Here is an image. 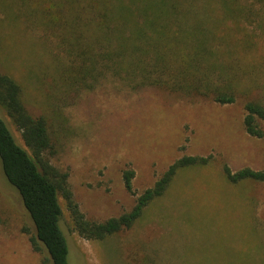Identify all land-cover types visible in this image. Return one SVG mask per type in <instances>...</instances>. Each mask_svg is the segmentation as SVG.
I'll return each mask as SVG.
<instances>
[{
	"label": "rangeland",
	"instance_id": "obj_1",
	"mask_svg": "<svg viewBox=\"0 0 264 264\" xmlns=\"http://www.w3.org/2000/svg\"><path fill=\"white\" fill-rule=\"evenodd\" d=\"M23 10L19 0H0V74L21 85L33 116L46 118L52 148L45 157L69 175L89 220L102 223L130 212L138 196L184 156L211 162L181 171L131 229L102 241L73 232L61 198L70 263L264 264V182L232 185L224 174L225 166L264 171V140L244 126L246 104H264V26L242 20L238 36L254 47L233 55L239 90L234 104L221 105L154 87L132 89L113 79L94 90L68 92L55 65V45ZM128 170L135 172L134 195L124 182ZM34 237L31 217L0 159V264H52Z\"/></svg>",
	"mask_w": 264,
	"mask_h": 264
},
{
	"label": "trees",
	"instance_id": "obj_2",
	"mask_svg": "<svg viewBox=\"0 0 264 264\" xmlns=\"http://www.w3.org/2000/svg\"><path fill=\"white\" fill-rule=\"evenodd\" d=\"M245 1V3H242ZM24 17L37 24L55 45L54 60L65 90H94L107 79L132 89L154 87L200 96L221 105L234 104L239 90L238 66L232 57L254 47L238 36L242 20L264 26V0H19ZM23 13V12H22ZM252 21V22H253ZM253 49V48H252ZM2 111L21 132L20 146ZM248 135L264 140V104L245 106ZM52 148L48 122L27 109L21 85L0 74V159L8 182L18 191L52 264H72L62 229V198L73 232L86 240H106L131 229L154 200L164 196L183 170L208 166L206 157L184 156L138 196L134 208L99 223L82 212L69 175L45 157ZM232 185L264 182V171L224 167ZM135 172H124L126 189L135 194Z\"/></svg>",
	"mask_w": 264,
	"mask_h": 264
}]
</instances>
